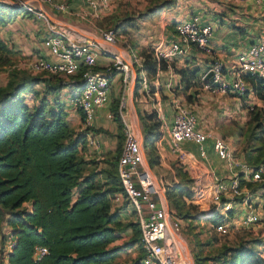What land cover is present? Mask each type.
I'll use <instances>...</instances> for the list:
<instances>
[{
	"label": "trees",
	"instance_id": "trees-1",
	"mask_svg": "<svg viewBox=\"0 0 264 264\" xmlns=\"http://www.w3.org/2000/svg\"><path fill=\"white\" fill-rule=\"evenodd\" d=\"M1 11L23 13L21 9L0 3ZM112 30L117 34L115 28ZM10 53L0 40V69L12 66L8 59ZM143 59V70L150 80L149 94L161 91L159 81H152L166 69V62L151 49L144 52ZM199 71L194 66L179 70L182 93L187 94L195 87L203 88L207 79H202ZM43 74L48 75L46 81L49 82L45 85V94L38 97L33 108L25 104L21 94L32 93V86L39 80L37 77L12 67L8 69L5 83L0 86V222L4 221L11 228L14 237V245L7 255L8 263L109 264L116 252L111 244L123 231H135L136 244L139 241L138 224L124 222L120 216L122 207L113 208L115 197L123 191L117 173L122 145L117 146L108 167L101 166L94 158L86 160L82 155L85 134L70 125L67 112L57 98L48 99L61 88L68 89L72 96L73 90L81 83L82 70L67 79L58 74ZM243 77L255 97L264 103V77L249 73ZM140 87L137 76L134 88L138 90ZM118 107V99H112L111 112L119 129V142L123 135ZM241 108L247 109L249 105L243 103ZM250 108L247 109L249 114L256 107ZM141 120L143 145L152 168L159 158L154 146L160 138L161 122L154 111ZM254 120L256 135L251 140L258 141L262 150L264 122L259 117ZM259 155L253 165L248 161L254 156L243 157L258 168L264 162ZM255 188L264 195V181ZM166 197L171 214L179 219L167 193ZM25 204L28 207L24 208ZM212 210L196 211L194 218L208 220L213 228L221 214L217 207ZM38 247H45L47 253L36 259L33 254ZM231 255L229 264H264L263 251L234 250ZM137 263L142 264L141 261ZM195 264L200 262L195 260Z\"/></svg>",
	"mask_w": 264,
	"mask_h": 264
},
{
	"label": "built area",
	"instance_id": "built-area-1",
	"mask_svg": "<svg viewBox=\"0 0 264 264\" xmlns=\"http://www.w3.org/2000/svg\"><path fill=\"white\" fill-rule=\"evenodd\" d=\"M32 1L0 0V3L21 9L23 13L31 15L36 20L48 22L43 3L52 5L56 10L68 15L85 19L89 15L98 17L101 9L111 0H84L85 8L79 11H71L65 3L52 0H41L42 3L37 2L36 6ZM175 31V38L155 51L156 55L166 62L165 70L171 69L172 62L186 54L191 47H196L200 51L208 50L213 32L210 25H200L196 18L176 23ZM48 32L46 44L51 57H35L28 63V69L32 73L58 74L66 79L82 70L81 83L73 90L71 101L73 107L81 114L82 122L78 131L85 134L86 147L97 148L98 140L93 130L94 119L97 111L108 104L112 77L120 75L125 90L131 83L134 84L139 76L141 89L148 92L150 80L143 70L144 59L137 60L132 53L117 47L112 29L103 31L99 28V39L114 49L112 51L105 49V52L110 54V59L99 68V53L104 50L101 42L75 36L56 23L48 22ZM247 73L264 77L263 42H252L239 50L234 70L229 75L225 72L222 60L215 59L211 62L202 76V79H207L203 88L213 94L243 96L251 89L250 84L243 77ZM165 87L172 92L170 95L172 123L167 142L171 152L180 154L182 144L191 142L196 146L198 155L205 159L211 147L229 173L228 177H221L216 171H210L211 182L206 188H209L208 192L211 193V201L219 205L217 209L221 207L223 195L230 196L226 201L230 206L232 200L229 199H234L242 192H248L245 186L241 187V180L261 181L264 166L251 167L243 155L235 153L228 139L211 135L206 128L201 127L199 117L192 106L174 95L170 79L165 83ZM126 102L127 92L126 97L121 96L118 107L122 121L123 144L118 157L117 173L123 190L122 195L132 208L134 222L139 227L138 244L143 253L141 262L142 264H194L190 253L185 247L183 248L179 219L171 214L170 208L167 209L165 194L159 181L147 170L141 128L131 123L129 119L128 121L124 119ZM107 118L113 120V114L108 112ZM134 126L139 130L136 131ZM242 199L247 203L249 197L244 194ZM262 202L261 209L264 212V199ZM219 212L221 219L214 224L213 229L218 235L226 236L235 223L226 213ZM259 220H261L260 210L247 204L246 211L238 217L236 223L246 227L254 225ZM13 245L14 239H9L5 245L7 252L11 251ZM46 253L45 247H38L33 257L37 259Z\"/></svg>",
	"mask_w": 264,
	"mask_h": 264
},
{
	"label": "rangeland",
	"instance_id": "rangeland-1",
	"mask_svg": "<svg viewBox=\"0 0 264 264\" xmlns=\"http://www.w3.org/2000/svg\"><path fill=\"white\" fill-rule=\"evenodd\" d=\"M64 1L66 0H61L60 2L65 3ZM177 1L178 0H111L106 7L101 9L98 17L89 15L85 19H82L75 15H69L71 16L70 18L63 16L62 13H58L57 17L66 24L61 26L72 34L77 31L71 26H75L81 29L83 31H81L82 33L96 38H99L100 35L95 29L100 28L104 31L115 28L117 34H119H115V45L125 52L132 53L137 60H141L146 50L151 49L155 51V49H157L158 46L153 45V42L164 39L165 35L168 34L166 29L171 30L172 33H176L172 23H168L166 26L164 25L161 27L159 19L161 15L170 13L168 12L169 8L175 6ZM198 1L191 0V3ZM224 1L225 0H205V2L211 4L235 7V4L230 0H226L228 2ZM37 2H41V0L32 1L34 6H36ZM8 59H12V66L0 69V79L7 75L9 68H16L18 66V63L14 62L15 58L13 54H10V58ZM202 74L203 73H201V75ZM176 90L177 89H174L173 91L174 95L177 97L179 96V99L192 106L199 117L201 127L206 128L211 135L226 139L229 138L231 147L238 155L254 156L253 159L248 161L252 165L256 163V157L260 156L259 154H261L264 159V149H260V143L253 139L251 140V137L256 135V132L253 131L255 124L254 118L259 117V120L264 122V103L259 101L254 94L249 98L246 93L243 95L244 101L235 102L234 97L231 95L213 94L204 88H197V90L192 88L189 92L190 94H186L185 92L183 94H176ZM126 92L127 88L123 90L120 81L117 91L118 104L122 95L126 97ZM132 93L131 109L133 121L137 127L141 128V118L147 113L153 112L149 111V106L143 108L141 105L143 101L144 105L149 103L148 99L139 100L142 95H147L149 92L141 89V87L138 90H135L133 87ZM157 96L164 97L161 92L157 91L151 95L152 98ZM243 103L249 105L247 109H251L250 107L256 108L249 114L247 109L241 108ZM128 110L129 105L128 102H126L123 111V116L126 121H128ZM155 114L156 118L159 120L158 113L155 112ZM121 142L123 144V139L119 140L117 146L120 147V145H122ZM97 145L99 146V143H97ZM191 147L193 146L191 145ZM87 149L85 145L82 155L86 160H89L91 158L85 157L84 155ZM154 149L155 154H157L156 145ZM114 151L106 153L103 158L94 159L100 161L101 166L108 167L109 161L114 157ZM172 157L173 159L167 162L165 166L161 164L159 157L158 163L152 166V168H155L157 178L163 180L161 183L159 181V184L164 191L167 206L169 205V201L166 197V193L169 195L172 204L176 207L177 214L180 217V236L183 248L185 247L190 253L193 263L195 264V260H198L200 264H229V259L232 256L231 253L234 250L244 251L249 249L253 252L263 251L264 235H261V229L263 227L261 222L263 220H259L254 225L246 227L237 224L236 220L246 211L247 204L251 206L258 204L261 193L260 190H256L255 187L258 186V183L264 181V173L261 174V181L241 180L243 183L241 187L245 186L248 192H242L241 195H237L234 199H229L230 201L232 200L230 206L226 204L230 196H222L223 202L218 209L226 213L233 223H235V226L228 235L220 236L214 231L208 220L200 221L194 218L196 211H213L212 209H214V207H219L217 203L211 201V193L203 190V186L205 185L202 186V184H200L202 182L200 173L202 172L198 170L196 161L200 162L201 158L196 155L195 150H189L188 148L182 149L180 154ZM101 161L104 162L101 163ZM259 163L261 164L262 161L260 160ZM244 194L249 197L247 203L242 199ZM118 195H122V193ZM23 207H28V205L25 204ZM132 213L133 211L130 207L128 215L120 213V216L124 222H133L134 217ZM135 239V231L132 232L129 229L123 231L118 241L111 244V247L115 248L116 252L109 264H138L137 261L142 260L143 253L140 245L136 244Z\"/></svg>",
	"mask_w": 264,
	"mask_h": 264
},
{
	"label": "crops",
	"instance_id": "crops-1",
	"mask_svg": "<svg viewBox=\"0 0 264 264\" xmlns=\"http://www.w3.org/2000/svg\"><path fill=\"white\" fill-rule=\"evenodd\" d=\"M61 0H55L54 2H60ZM198 1V0H197ZM235 7H228L227 5H218L205 2L201 0L198 2L191 3V0H178L175 6L169 8L170 13H165L160 16L161 27L166 26L168 23L174 25L178 22H183L196 18L200 25H210L212 27V35L209 41L208 50L200 51L196 47H191L186 54L177 58L171 64V69H167L159 72L156 80L159 81L161 92L164 97L152 98L153 94H144L139 100H147L150 103L143 104V108L149 106V111H155L158 113V118L161 122L159 131L160 138L155 142L157 148V154L160 157L161 164L165 166L167 162L173 159L172 156L178 155L172 153L168 146L169 129L172 123V109L170 106V95L171 91L165 87L167 81H171V86L176 90V94H183L181 86L179 85L180 76L179 70L182 68H190L192 66L200 69L199 75L203 76L210 66L211 62L215 59H220L225 65V72L229 75L234 70L236 62V55L243 47L249 45L252 42H263L264 43V0L260 2H252L247 0H230ZM65 2V1H64ZM228 2V1H224ZM66 5L71 11H79L85 8L84 0H66ZM225 4V3H224ZM48 22L63 25L61 19L57 17L58 13H62L65 17H70L68 13L56 10L52 5L43 4ZM48 22L45 20H36L31 15L18 13H9L8 11L0 12V40L10 50V54L14 55L15 63H18L17 70L25 71L31 76L37 77L39 80L32 86V93L29 91L23 92L21 95L23 101L29 108H33L37 105L38 97L44 95L45 85L49 82L47 74L43 73H32L28 69V63L35 57H46L50 58V53L46 44L48 38ZM80 33H74L75 36L84 38L82 30ZM243 30V31H242ZM82 31V32H81ZM95 31H99L95 29ZM167 33L164 39L153 42V45H157V49L164 47L171 40L175 38V33L171 30L166 29ZM85 39V38H84ZM103 49L99 53L98 67L101 68L110 59V54L105 52L114 50L109 45L101 42ZM153 48V47H152ZM155 49V51L157 50ZM8 54V58H10ZM11 61V62H10ZM12 63V59L9 60ZM7 75L0 79V86L5 83ZM120 75L112 77L110 96L108 104L99 109L94 119V135L98 140L99 146L97 148H88L84 155L89 158H103L106 153L116 150L118 143V126L117 123L107 118V113L111 112L112 99H118V87L120 84ZM51 79V83H52ZM134 84H130L127 88V102L129 105L128 119L131 123L133 121V114L131 109L132 100V89ZM199 87L193 89L197 90ZM192 89V88H191ZM190 89V90H191ZM203 89V88H201ZM190 90L187 94H190ZM252 89L247 93L250 98L252 95ZM234 97L235 102L243 101V96L236 94H227ZM179 97V96H178ZM57 98V100L64 106L67 112V119L70 125L76 130H80L81 127V114L72 105V96L69 94L68 89L61 88L54 97H49L50 101ZM112 113V112H111ZM135 124V123H134ZM201 126V125H200ZM99 129V130H98ZM98 130V131H96ZM142 132V130H141ZM229 140V138H227ZM191 145L193 147H191ZM211 146V144L209 143ZM209 146V147H210ZM193 149L196 155L201 158L196 150V146L191 142H184L182 149ZM242 155V154H241ZM147 159V157H146ZM202 161V162H201ZM201 161L197 162V168L200 172L201 183L203 190L208 191L206 185L209 186L211 182L210 171H216L221 177H228V169H226L223 163L216 157L214 151L210 147L208 149V157L206 159L201 158ZM153 175L157 181L163 182L162 179H158L155 174V168H151ZM184 170V168H183ZM206 171V172H205ZM205 173V174H204ZM261 193V192H260ZM264 196L258 200V204L254 207L260 210L261 214V235H264V212L261 209L262 201ZM122 207L121 214L128 215L130 212V206L126 198L122 195H118L113 201V208ZM132 218V217H131ZM133 219V218H132ZM134 221V219H133ZM131 230V229H129ZM9 239H14L11 228L4 222H0V264L8 263V253L5 249V245ZM118 241V240H116ZM115 241V242H116ZM264 252V250H263Z\"/></svg>",
	"mask_w": 264,
	"mask_h": 264
},
{
	"label": "water",
	"instance_id": "water-1",
	"mask_svg": "<svg viewBox=\"0 0 264 264\" xmlns=\"http://www.w3.org/2000/svg\"><path fill=\"white\" fill-rule=\"evenodd\" d=\"M65 25H66V24H65ZM71 27H73V28L77 31V33H80V30H79L77 27H75V26H71ZM85 39L93 40V41H96V42H102V39H99V38L93 37V36H91V35L87 36ZM131 91H132V90H131ZM130 102H131V99H130ZM134 127H135V130H136V131L139 130L136 126H134ZM144 158H145V162H146L147 170H148L150 173H152L151 167L149 166V163L147 162L146 154H145V153H144ZM167 209H169V205L167 206Z\"/></svg>",
	"mask_w": 264,
	"mask_h": 264
},
{
	"label": "bare ground",
	"instance_id": "bare-ground-1",
	"mask_svg": "<svg viewBox=\"0 0 264 264\" xmlns=\"http://www.w3.org/2000/svg\"><path fill=\"white\" fill-rule=\"evenodd\" d=\"M81 35H83L84 36V38L85 37H87V36H89L88 34H86V33H82Z\"/></svg>",
	"mask_w": 264,
	"mask_h": 264
}]
</instances>
